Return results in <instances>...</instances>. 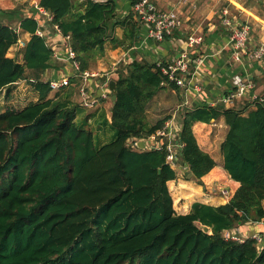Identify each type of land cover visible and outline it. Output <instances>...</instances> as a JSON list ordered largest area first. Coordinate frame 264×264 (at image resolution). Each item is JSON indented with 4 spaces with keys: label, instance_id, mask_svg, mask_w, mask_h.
Returning a JSON list of instances; mask_svg holds the SVG:
<instances>
[{
    "label": "trees",
    "instance_id": "trees-1",
    "mask_svg": "<svg viewBox=\"0 0 264 264\" xmlns=\"http://www.w3.org/2000/svg\"><path fill=\"white\" fill-rule=\"evenodd\" d=\"M38 4L68 36L79 71L96 66L107 40L123 49L136 40V13L117 19L114 0ZM115 26L123 29L121 37L113 34ZM19 28L30 33L20 49L22 62L7 56L18 31L0 23V91L25 80L38 97L0 112V264H264V246L258 248L254 238L239 242L221 235L264 218V101L241 109L203 104L180 113L179 158L193 179L200 182L216 162L199 147L192 126L223 117V168L239 186L224 204L194 202L178 214L167 186L176 171L166 162L165 146H126L127 139L145 137L169 118L147 119L148 102L166 82L155 63L133 60L115 71L114 137L96 145L92 131L76 122V105L52 96L41 78L56 65L45 37L36 34L37 20L24 18Z\"/></svg>",
    "mask_w": 264,
    "mask_h": 264
},
{
    "label": "crops",
    "instance_id": "crops-1",
    "mask_svg": "<svg viewBox=\"0 0 264 264\" xmlns=\"http://www.w3.org/2000/svg\"><path fill=\"white\" fill-rule=\"evenodd\" d=\"M104 2L106 0H94ZM160 9L175 7L182 21L181 27L163 41H152L146 37L147 27L138 23V34L133 45L128 49L113 47L107 40L104 43V55L98 61L94 70L99 76L89 78L85 87L90 93H98L97 84L103 80L105 72L111 73V79L116 77L117 70L133 60H143L149 63L156 61L169 62L179 58L185 53L189 60L188 82L184 87L170 86L157 90L148 102L146 114L150 123L169 116L164 124L178 134L181 129V112L193 106L207 104L209 106L223 105L225 107L244 108L252 107L256 99L264 97V58H252L250 55H242L239 60L232 57V45L229 39V29L222 22V11L228 10L229 17L234 24L245 22L250 27L249 44L251 47L264 44V0H153ZM39 0H0V23L9 25L18 31L19 38L27 41L29 32H21L20 21L27 17H33L38 22V28L43 31L46 43L52 48V56L56 68L46 70L41 78L44 80L69 78V85L57 90H51L54 94H61L72 105H76V122L90 129L98 145L108 142L114 132L110 125L111 112L108 114L106 99H101L91 109L81 105L79 88L83 85L81 78L70 60L65 59L69 47L68 39L55 32L53 24L41 12ZM116 17L122 20L133 10L130 0H114ZM238 21V22H236ZM110 30L109 32H111ZM123 29L120 26L113 28V34L122 36ZM189 35L201 37V41L189 46ZM21 47L16 42L10 46L7 56L15 57L22 62ZM122 66V67H121ZM235 77L242 80H250L253 86L239 98L226 101L236 89ZM114 80V79H113ZM25 80H19L5 88L8 95L14 93L16 97L25 96L23 84ZM29 84V83H27ZM30 94L33 101L37 100V93L30 86ZM3 90L0 91L2 93ZM110 108L112 106L111 99ZM24 106V105H23ZM21 106V107H23ZM20 107V108H21ZM6 107L0 109L4 111ZM18 109V108H17ZM170 110L167 115L165 111ZM192 131L199 147L208 152L215 160V166L203 177L200 182L188 177L189 172L182 170L183 162L177 159L172 168L176 171V178L167 181V186L173 200V208L178 214H186L190 211L194 202L209 205H221L226 203L233 195L239 182L230 178L223 168V156L220 144L223 141L227 126L223 117L211 120L209 123L196 122ZM95 142V141H94ZM96 144V143H95ZM177 151H179L177 149ZM184 177V178H183ZM228 185L229 196L222 195L220 189H225L220 184ZM244 237L252 238L261 235L264 246V218L258 221H247L239 224ZM261 247V248H262Z\"/></svg>",
    "mask_w": 264,
    "mask_h": 264
},
{
    "label": "built area",
    "instance_id": "built-area-1",
    "mask_svg": "<svg viewBox=\"0 0 264 264\" xmlns=\"http://www.w3.org/2000/svg\"><path fill=\"white\" fill-rule=\"evenodd\" d=\"M133 10L136 13L140 23L147 27L146 37L152 41H163L166 37L171 36L176 30H178L182 21L179 13L175 7L170 9H160L156 6L153 0H137L133 5ZM41 12L47 17L51 22L52 16L45 9L41 8ZM222 22L229 29V39L232 45V57L235 60H239L242 55H250L252 58H264V44L251 47L249 44V32L250 27L245 22H239V24H234L232 18L229 17L228 10L224 9L222 11ZM238 22V21H236ZM53 28L56 33L62 35L59 27L53 24ZM36 34L44 37L43 31L39 28L36 30ZM63 36V35H62ZM69 39L68 36H63ZM201 41V37L197 35H189L187 42L189 46H193ZM26 41L18 38L16 44L19 47H23ZM52 56H58L54 54ZM65 59L70 60L74 68L77 71V76L82 79L83 85L80 86V98L81 105L84 108L91 109L97 105L101 99H111V90L109 89V81L111 80V73L105 72L102 76L103 80H100L97 84L100 91L98 93H90L85 87V82L89 78H94L99 76L98 71L84 70L79 71L78 62L75 59V52L69 46L65 55ZM189 60L185 53H181L179 58H175L169 62L156 61L155 65L160 69V71L165 75L166 82L163 84L173 83L176 86L184 87L186 82L191 75L189 72ZM49 87L51 90H57L62 87L69 85V78L62 77L59 79L49 80ZM236 89L230 94L226 101H231L234 98L242 97L252 86L253 83L250 80H242L239 77H235ZM2 93H5V88L2 89ZM259 101H264V97L256 99ZM178 134L169 128L168 124H164L163 127L157 129L155 132L140 138H129L126 140V146L135 151H144L150 149H158L165 146L167 150L166 162L172 166L176 165L177 159L179 158V142ZM182 169L188 171V166L183 164ZM222 195L229 196L227 189H220ZM222 237L225 240H233L242 242L246 239L242 234L239 224L223 229L221 232ZM252 238L256 240L257 246L262 244L261 235H254ZM262 247V246H261ZM258 247V248H261Z\"/></svg>",
    "mask_w": 264,
    "mask_h": 264
},
{
    "label": "rangeland",
    "instance_id": "rangeland-1",
    "mask_svg": "<svg viewBox=\"0 0 264 264\" xmlns=\"http://www.w3.org/2000/svg\"><path fill=\"white\" fill-rule=\"evenodd\" d=\"M109 43H110V41H109ZM100 59H98L97 61H96V66H97V64H98V61H99ZM96 66L95 67H93V69H95L96 68ZM122 67V66H121ZM24 88H25V90H24ZM23 90H24V92H25V96H22V98L20 97V96H18V97H16L15 96V94L14 93H10L8 96H6V94L5 93H0V109L1 108H3L4 106L7 108H14V109H17V108H20L21 106H23V105H25V104H27L28 102H30V101H33L32 99H33V97L30 95V94H28V91H30V87H29V84H27V82H25V84H23ZM106 101H107V106H108V108H106L107 110H108V114L111 112V108L109 107L110 105V102H109V100L108 99H106ZM170 112V110H167V111H165V114L164 115H167L168 113ZM79 125V124H78ZM83 126V125H82ZM86 128V127H85ZM112 130H113V132H114V129H113V127H112ZM113 137L114 136H112V137H110V139H108V142L109 141H111L112 139H113ZM94 141H95V143H96V145H98L99 143L97 142V140L96 139H94ZM183 170V169H182ZM184 171V170H183ZM186 172H188V171H184V173H186ZM184 178V177H183ZM220 186L221 187H223V188H225V189H228L229 187H228V185H225V184H220ZM264 203V202H263Z\"/></svg>",
    "mask_w": 264,
    "mask_h": 264
},
{
    "label": "water",
    "instance_id": "water-1",
    "mask_svg": "<svg viewBox=\"0 0 264 264\" xmlns=\"http://www.w3.org/2000/svg\"><path fill=\"white\" fill-rule=\"evenodd\" d=\"M109 89L111 90V93H110L111 94V97H110L111 101L114 102V100L116 99V83H115V81L113 79H111L109 81ZM178 142H180V141H178ZM191 176H192V173L190 172L188 177L190 178ZM196 225L203 232H205V233H209L210 232V228L207 225H203V224H201L199 222H196Z\"/></svg>",
    "mask_w": 264,
    "mask_h": 264
}]
</instances>
